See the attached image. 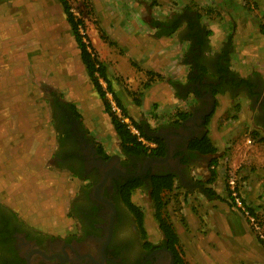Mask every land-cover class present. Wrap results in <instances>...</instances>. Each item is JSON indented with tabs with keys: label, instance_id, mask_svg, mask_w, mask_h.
Returning a JSON list of instances; mask_svg holds the SVG:
<instances>
[{
	"label": "rangeland",
	"instance_id": "1",
	"mask_svg": "<svg viewBox=\"0 0 264 264\" xmlns=\"http://www.w3.org/2000/svg\"><path fill=\"white\" fill-rule=\"evenodd\" d=\"M68 1L77 19L84 22L81 34L85 42L111 74L117 96L122 97L126 89L138 92L135 98L142 105L133 112L138 113L135 120L144 117L153 128L173 120L175 110L165 106L167 97L175 95L170 84L178 78L186 81L188 67L183 66L185 52L179 51L177 39L169 63L160 57L169 49L164 46L168 37L159 36L151 21L164 23L189 10L212 32L215 46L229 36L234 38L236 32L243 38L264 41V0H206V4L198 0ZM17 4L22 8L17 9ZM6 5L8 17L3 11ZM245 25L249 28L242 30ZM23 49H30L31 57L18 69L30 70L21 74L13 67L19 64ZM120 55L122 60L115 62ZM230 66L238 67L232 59ZM0 72L13 78H0V123H4L0 124V203L31 226L64 235L73 227L68 210L78 183L70 172L54 167L57 135L50 102L56 97L58 107L64 104L66 111L79 117L81 129L107 155H120L121 146L81 61L59 0H0ZM108 98L116 107L110 93ZM23 99L30 103V110L14 109L13 104ZM218 101L209 132L218 148V178L212 184L217 196L210 199L199 189L180 186L175 194L164 196L169 201L164 213L179 235L185 264H264V247L242 214L231 206L225 182L226 172L236 169L244 201L264 220V125L254 123L255 112L244 98L226 95ZM250 132L256 140L251 149L243 145ZM210 174L211 166L201 179L207 180ZM133 203L144 214L147 239L161 243L164 236L149 193H136ZM239 235L244 237L238 239ZM249 239L257 240V250ZM230 247L236 250H226Z\"/></svg>",
	"mask_w": 264,
	"mask_h": 264
},
{
	"label": "flooded vegetation",
	"instance_id": "2",
	"mask_svg": "<svg viewBox=\"0 0 264 264\" xmlns=\"http://www.w3.org/2000/svg\"><path fill=\"white\" fill-rule=\"evenodd\" d=\"M188 15L191 19H185L179 30L191 41L184 58L189 67L187 83L181 89L201 106L163 127L143 126L149 137L162 143L163 151L161 144L150 141L157 152L141 156L121 152L117 158L100 150L81 129L79 118L64 104L58 107L55 97L50 102L57 135L52 161L56 170L68 171L77 179V193L68 210L73 227L64 235L48 233L0 203V264H178L164 239L159 244L147 239L126 201V191L139 181L142 186L132 192V201L136 193H150L153 180L161 174L175 175L180 186L201 191L206 182L201 177L217 155L202 154L191 146L210 136L214 111L208 112L218 102L214 100L212 107L213 96L244 98L255 112L254 123L264 125V80L238 76L225 65L223 53L209 55L207 33L194 12ZM164 158L162 164L154 162Z\"/></svg>",
	"mask_w": 264,
	"mask_h": 264
},
{
	"label": "trees",
	"instance_id": "3",
	"mask_svg": "<svg viewBox=\"0 0 264 264\" xmlns=\"http://www.w3.org/2000/svg\"><path fill=\"white\" fill-rule=\"evenodd\" d=\"M62 4L64 13L67 17V21L71 26V29L75 36V41L80 51L81 61L84 64L88 77L94 86L99 98L103 102L105 113L109 115L111 118L112 125L116 134L120 140L121 151L123 154L126 155H133V156H141L144 154H148L149 150L137 139L135 135L129 130L128 126L120 119L114 112H112V102L109 101L108 93H110L115 101L116 106L120 109L121 114L124 118L129 119V115L123 106L121 100L115 93L113 89V83L110 79L109 71L107 67L99 61V59L93 54L90 50V45L85 42V36L81 34V27H84V22L77 17L72 12V8L69 4L68 0H59ZM189 10H186L183 15H178L173 19H170L167 22H158V21H151V26L156 29L159 33V36H170L175 34L179 31L182 26L186 23L185 19L189 17L188 13ZM191 19V17H189ZM199 21V20H198ZM207 36H211V33L208 31L206 32ZM229 43H232V38H229ZM233 47L228 46L223 49V57L224 63L227 68H230V55L232 53ZM103 81L106 84V88L101 83ZM244 83V81H241ZM75 111V109L73 108ZM76 112V111H75ZM186 116V115H185ZM79 118V117H78ZM132 121V120H131ZM133 124L138 128L141 135L146 138L148 141H154L159 144L160 143L157 139L149 137L146 132L144 131V127L141 124H136L132 121ZM263 140V139H261ZM100 150H103L102 146L99 147ZM191 148L200 150L202 154L206 155H216L218 153L217 146L214 145L211 138L206 135L203 140L195 142L192 144ZM152 151L157 152L156 149ZM163 151V146L161 148ZM217 164V160L214 159L211 163V166ZM217 172L211 171L209 178L203 185L201 189V193L210 199L216 198V192L213 188L209 186L214 184L217 179ZM142 186L141 182H134L129 189L126 191V201L131 208V210L137 214L139 218L140 225L144 229V214L140 210V208L135 205L131 199L132 192L137 191ZM180 189V185L176 181V176L172 174H161L157 176L152 182V190L149 193L152 203L155 207V218L158 222L159 228L164 236V242L169 244L170 248L172 249L173 253L177 255L178 264H185L183 259V253L180 250V239L179 235L176 232L172 223L168 220L165 216V208L168 205L169 201L165 200L164 196L169 194L173 195L175 191ZM145 232V229H144Z\"/></svg>",
	"mask_w": 264,
	"mask_h": 264
},
{
	"label": "crops",
	"instance_id": "4",
	"mask_svg": "<svg viewBox=\"0 0 264 264\" xmlns=\"http://www.w3.org/2000/svg\"><path fill=\"white\" fill-rule=\"evenodd\" d=\"M198 1L199 2L200 1L202 2L203 1L206 4V0H198ZM8 6L9 5H6V7H3V11H6L5 13H6L7 17H8V12H7ZM11 6H12V4H11ZM15 6H16L17 9H21L22 8L20 6V4H17ZM199 24L205 30V32H208V30L201 24L200 21H199ZM248 28H249V26L245 25L241 29L242 30L243 29L244 30L245 29L247 30ZM209 32L211 33V36H212V32L211 31H209ZM181 33H180V31H177L175 34H172V35L168 36V38L166 39L167 41L164 43V46H166V47L168 46L169 49L167 51H165V52H163V53L160 54V57L161 58H163L164 60L168 61V58H169L170 53H171V50L174 51V47L173 46L175 44H177L176 39L180 43V44H178V47L180 48L179 51L182 50V54H184V52H186V50L191 45V41L186 36L181 37L180 36ZM211 36H209V38H208L209 48L207 49V52H208L209 55H211V56H216V55L217 56H221L222 53H223V49L225 47H228L230 45V46L233 47L232 53L230 55V62H231V59H232V61H236L237 65L239 67V68L238 67L237 68L235 67V69H233L230 66V69L234 73L237 72L236 74L238 76H240L242 78H246V79H250V78H253V77L254 78L257 77L259 79H263L264 78V41H259L257 39L243 38V37H241V32H240V35H239L238 32H236L234 38H233V36H229L225 40L221 41V43L218 46H215L213 44V42L211 41V39H212ZM229 38H232V43H229ZM10 43H11V40L7 41V44H10ZM40 47H41V44H40ZM19 57H20L19 64H17L16 67H13V69L14 70L16 69L15 70L16 73L17 72L18 73L20 72L21 74H24L26 69L27 70H30V67H26V68H24L22 70L21 69H18V67L21 66V64H22L23 61L30 60V57H31V51H30V49H27V52H24V49H23V51L20 52V56ZM184 58H185V55L183 57V66L188 67L187 62H186V60ZM116 59L117 60H115V62L116 61H121L122 60V56L121 55L120 56H117ZM166 61H164V62H166ZM171 62L172 61H170V63ZM168 63H169V61H168ZM2 69H4V64L2 66ZM6 69L8 70V67H6ZM188 70H189V67H188ZM245 71H247L246 74L243 73ZM260 72H262V73H260ZM182 73H183V71H182ZM261 75H262L263 78H260ZM1 77L2 78H7V79H10V80L13 79V78H10V76L8 74H4L3 75V72H0V78ZM186 78H187V73H186ZM15 79H16V77H15ZM172 81L173 82H171L170 85H172L173 88H174L173 91L175 93L174 96H176V99H175L174 96L173 97L172 96L167 97L166 100H168V101H167V105H165V106H168L167 109L168 110H172V112L175 110L173 112L175 114H172L171 115L173 117V120L169 121L168 123H170V122H172L174 120H180V117H182V116L190 115V111H194L193 109H196V108L198 109L199 106H201V104H202V103L201 104L200 103H197L198 101H196L191 94L188 95L187 93H183L181 87L186 85L187 79H186V81H184V80L178 78V79L172 80ZM124 93L125 94H123L122 97L121 96L120 97L118 96V97L121 100L123 106L125 107V109H126L128 115H129V117L131 118V120L134 121L136 124H141L143 126H146V128L147 127H151V123L146 118H144V117H141L139 121H136L135 120V115H137L138 113H133V112H136L137 110H140L141 105H142L141 101H138L139 99L135 98V96L137 95L138 92H134V91H131L130 89L129 90L126 89ZM226 95L227 94H225V95H221L220 94L217 98L215 97L216 99L213 96V99H211L212 100V107H213L214 100L215 101L216 100L218 101L221 97L226 96ZM154 101L156 102V99ZM24 102H25V100L23 99V101H19V102L14 103L13 104V106H14L13 108L16 109V110H19V111L20 110H23V112L26 111V110L29 111L30 110V103H24ZM178 102H181L182 103V106H180ZM218 103H219V101L217 103H215L216 105L213 108L210 109V112H208L209 115L213 111H214V115H215V113H216V111L218 109ZM178 108L181 109V110L180 111H177ZM0 109H2V107H0ZM214 115H213V117H214ZM110 120H111V118H110ZM211 122H212V119H211L210 124H209V132H210ZM168 123H165V124H168ZM0 124H4V123H0ZM7 124H8V122H7ZM24 126H25V123H22V130H24L23 129ZM20 133H21V131H20ZM35 137L37 139L40 138L39 135H35ZM115 138H116V140L120 141L118 139L119 137L118 138L115 137ZM9 140H10V138H9ZM212 142H213V140H212ZM7 143H9V141H7ZM120 149H121V147H120ZM230 227H231V225H230ZM241 237H244V236L243 235L237 236L238 239H240ZM248 238H250V237H248ZM249 244L252 245L251 246L252 248H255V250H257L256 249V247H258L257 240H254L253 241V240H250L249 239ZM228 249L233 250V251L236 250L233 247L226 248V250H228ZM230 252L232 253V251H230ZM245 259L249 261V259H248L247 256H246Z\"/></svg>",
	"mask_w": 264,
	"mask_h": 264
},
{
	"label": "built area",
	"instance_id": "5",
	"mask_svg": "<svg viewBox=\"0 0 264 264\" xmlns=\"http://www.w3.org/2000/svg\"><path fill=\"white\" fill-rule=\"evenodd\" d=\"M112 109L120 118L122 115L120 109L117 106L115 107L113 105H112ZM121 120L128 126L132 134L135 135L137 139L149 151L155 149L156 145L148 141L146 138H144L141 135L138 128L133 124V122L130 119L124 118ZM252 134L253 132L248 133L245 139L243 140L244 142L243 145L249 149H251L253 146H256V140L254 139V136ZM211 171L217 172L218 171L217 166L215 165L211 166ZM225 182H226V191L228 194V199L230 201L231 206L233 207V209H235L236 211L242 214L250 230L253 232L254 236L264 247V220L261 219L260 216L255 211H253L252 208H250L247 205V203L244 201L241 191L242 190L241 179L238 177L236 169H231L230 171L226 172ZM212 186L213 185H210L209 187L212 188ZM175 193L176 191L173 194Z\"/></svg>",
	"mask_w": 264,
	"mask_h": 264
},
{
	"label": "water",
	"instance_id": "6",
	"mask_svg": "<svg viewBox=\"0 0 264 264\" xmlns=\"http://www.w3.org/2000/svg\"><path fill=\"white\" fill-rule=\"evenodd\" d=\"M115 157H117V158H119L118 156H116V155H114ZM167 161V158H164V159H157L156 161H154V162H156V163H159V164H162V163H164V162H166ZM172 255H173V253H172Z\"/></svg>",
	"mask_w": 264,
	"mask_h": 264
}]
</instances>
